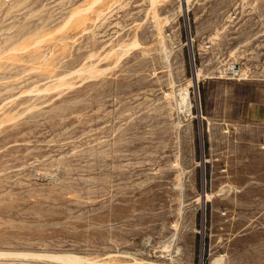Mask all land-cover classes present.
Wrapping results in <instances>:
<instances>
[{
    "label": "rangeland",
    "instance_id": "374dc122",
    "mask_svg": "<svg viewBox=\"0 0 264 264\" xmlns=\"http://www.w3.org/2000/svg\"><path fill=\"white\" fill-rule=\"evenodd\" d=\"M0 264H264V0H0Z\"/></svg>",
    "mask_w": 264,
    "mask_h": 264
},
{
    "label": "bare ground",
    "instance_id": "6f19581e",
    "mask_svg": "<svg viewBox=\"0 0 264 264\" xmlns=\"http://www.w3.org/2000/svg\"><path fill=\"white\" fill-rule=\"evenodd\" d=\"M188 104V103H187ZM72 259V258H71ZM70 262H72V261H70ZM77 262V261H76Z\"/></svg>",
    "mask_w": 264,
    "mask_h": 264
}]
</instances>
